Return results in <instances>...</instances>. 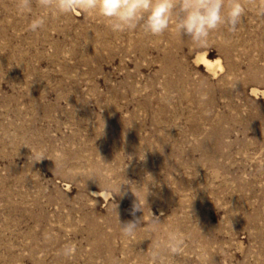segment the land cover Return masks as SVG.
<instances>
[{
    "label": "rangeland",
    "instance_id": "rangeland-1",
    "mask_svg": "<svg viewBox=\"0 0 264 264\" xmlns=\"http://www.w3.org/2000/svg\"><path fill=\"white\" fill-rule=\"evenodd\" d=\"M18 2L0 0V264H264V0L203 47ZM172 232L181 253L154 259Z\"/></svg>",
    "mask_w": 264,
    "mask_h": 264
},
{
    "label": "clouds",
    "instance_id": "clouds-1",
    "mask_svg": "<svg viewBox=\"0 0 264 264\" xmlns=\"http://www.w3.org/2000/svg\"><path fill=\"white\" fill-rule=\"evenodd\" d=\"M36 6L47 15L70 14L82 9L87 14L106 20L113 33L141 30L146 35L156 36L174 28L178 34L201 47L207 45L210 33L221 26L235 31L245 13L240 0H36ZM32 7L33 0H19L17 11L31 15ZM47 15L32 17L29 29L33 32L41 30ZM119 191L121 193V186ZM141 210L137 200L130 211L134 219L120 222L125 235H134L141 221L135 215ZM183 244L179 233H169L154 249L153 258L159 256L160 248L173 256L178 255ZM72 252L69 246L65 254L71 255Z\"/></svg>",
    "mask_w": 264,
    "mask_h": 264
},
{
    "label": "bare ground",
    "instance_id": "bare-ground-1",
    "mask_svg": "<svg viewBox=\"0 0 264 264\" xmlns=\"http://www.w3.org/2000/svg\"><path fill=\"white\" fill-rule=\"evenodd\" d=\"M199 59H200V61H201V64L204 65V66H205L206 68H208V69H212V67H213L214 65L219 66V68L221 67L219 61L216 60L217 62H213L211 59H209V58L207 57V55H206L205 53L199 55ZM252 92H253V93H258L259 91H258V89H256V88H252ZM261 93L264 94V92H261ZM94 194H96V195H106L104 192H102V193L94 192Z\"/></svg>",
    "mask_w": 264,
    "mask_h": 264
}]
</instances>
